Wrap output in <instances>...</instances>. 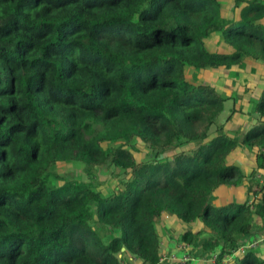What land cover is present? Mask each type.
Instances as JSON below:
<instances>
[{"label": "trees", "instance_id": "16d2710c", "mask_svg": "<svg viewBox=\"0 0 264 264\" xmlns=\"http://www.w3.org/2000/svg\"><path fill=\"white\" fill-rule=\"evenodd\" d=\"M230 3L226 19L220 0H0V264H178L162 255L165 216L200 227L178 239L191 261L264 264L247 248L264 185L214 204L264 173V88L247 115L198 80L264 65V0ZM237 114L253 126L228 131ZM239 147L249 174L229 161Z\"/></svg>", "mask_w": 264, "mask_h": 264}, {"label": "rangeland", "instance_id": "374dc122", "mask_svg": "<svg viewBox=\"0 0 264 264\" xmlns=\"http://www.w3.org/2000/svg\"><path fill=\"white\" fill-rule=\"evenodd\" d=\"M220 3H221V9H222L223 17L224 18H226V19L233 18V17H235L236 13H238V9L237 8H234V6L231 5L230 0H220ZM214 37H215V35H212L207 41H205L206 45L212 50V52H215L217 50H221V52H226V47L223 44H218V39L217 38H214ZM247 62H249V61H247ZM253 63H254V65L248 64V65H246L245 69H243V70L240 69V71H243V73L246 74L247 73V69L249 70L252 66L254 67L255 65H257V63H255V62H253ZM263 67H264V65H262V68ZM229 72L232 73V75H233L232 77L230 76V73ZM234 72H236V70L225 71L224 73L220 74L217 78L218 79H221V80L218 81V82H216V83H214V84H216L214 86H217V88L219 89L220 92H225V94H227V95H230V92H232V89L233 88H231V85H234V80H237V82H238L239 79H240L237 88L241 91V94L243 93V90L246 91L245 92L246 94H249L250 93L251 88L249 87V85L251 83H252L253 86L254 85H257L256 86V89L258 88V85L259 84L257 82H255L254 76H252L251 74H247L250 78H252V80H249L248 78H245L244 77L243 73H240V75H243V76H239L238 75L239 77H235L236 74ZM259 74H256L255 75V78H258L260 76ZM188 79L190 80L191 78L188 77ZM262 87H263V85H260L259 89H261ZM243 95H244V98H246V95L245 94H243ZM257 95L258 94L256 93V95L254 97H257ZM228 106H229V104L227 106L225 105V111L219 117L218 121L224 120L225 116L228 114ZM243 107L245 109H248L247 104H244ZM250 110H251L250 108L247 110V112H246L247 115H248V113L251 112ZM251 114L252 113H250V115ZM241 117L242 118H241L240 121H237L234 125H233V123H230L228 125V127L234 126V127L237 128V129H235V131L236 132H239V131L245 130L246 127H248L249 125L254 124V121L251 120L250 117L244 116V115L241 116ZM141 145L142 144H139L140 149H142V146ZM141 157H142V154L141 153L136 154V159L138 161L141 159ZM104 173L105 172H103V174H100V175L104 176V179H109L110 175H107V174H104ZM66 174L69 175V176H72V177L84 179V176H81V173H79L76 170H73L70 166L67 167ZM258 182L260 183V185H264V173L258 174L254 180H252L250 183H247L249 186L245 187L243 185V187H241L240 192L243 193V191L244 192L246 191V193H245V195H240L239 194L240 195V198L236 197L237 192H239V191H237L236 188L233 185L225 186L224 187V190H226L229 193V195L232 194L230 196L233 197L234 201H238V203H242L245 200H247V199H244V197H243V196L246 197V195L247 196L249 195L247 201L253 200V198L256 196L255 193L257 191H259L260 188L262 187V186L259 185ZM257 183H258V185H257ZM107 188H108L107 187V184L104 183L102 185V190L104 192H106L107 191ZM246 188H248V190H249V188H251V189L248 191ZM256 188H258V189H256ZM250 191H252L251 192V195L249 194ZM223 196L225 197V195H223ZM216 198H217V196L215 194L214 203H216ZM163 223H165V227L164 228L163 227H160L159 228V232H160V236H161V241H162V249H161V251H162V255L163 256L164 255H167V253L173 254L172 252L174 250V247L176 248L177 245L179 244L178 243L179 237L189 227L194 232L195 231H198L200 229V227L199 226H196V224L195 225L186 226V225H182V224H180L178 222L171 221L170 218L169 219L168 218L167 219H164V222ZM256 226H257L258 229H260V228L263 227V226H260V224H257ZM261 234L262 233H260V236L259 237H261L263 235V234L262 235ZM208 236H209L208 233L205 231L199 237L200 238H206ZM263 245L264 244H262V248L264 247ZM261 253H262V256H264V252H261ZM191 257H192L193 261H191L190 263L188 262L189 264H206V262L203 259H196V258L193 257L192 254H191ZM226 259L227 258H225V261L227 262ZM170 262H172V263H178L179 261H171L170 260ZM125 264H127V263H125Z\"/></svg>", "mask_w": 264, "mask_h": 264}, {"label": "crops", "instance_id": "0c3cea01", "mask_svg": "<svg viewBox=\"0 0 264 264\" xmlns=\"http://www.w3.org/2000/svg\"><path fill=\"white\" fill-rule=\"evenodd\" d=\"M245 64L246 65H248V64L254 65V63L252 61H249V62L245 61ZM241 70H243V69H241ZM224 72H225L224 70L223 71H217V70H215V71H205L204 73H202V74H200L198 76V80H199V82H202V81L205 82L206 81V82L211 83L212 85H216L214 83H216V82H218V81L221 80V79H218L217 77L220 74L224 73ZM240 73H243V71H240V69H238L236 71V74L239 75V76H243L244 75V77L245 78H248L249 80H252V78H250L247 74H251L252 76H254L255 82H257L259 84L258 85V88L256 89V86L257 85H254L253 86L252 83H251L249 85V87L251 88L250 93L249 94H246V93H244V90H243V93L241 94V91L237 88L238 87V84H239V81H240V79H239L238 82L237 81H234V85L235 86L234 85H231V88H233V89H232V92H230V95H227V94L226 95L227 96H231L232 94H235L236 95V104L238 106L239 105H242L243 106L244 104H247L248 109L250 108L252 110V106H251L252 104H250V101L257 100L260 97L261 92H262V90L264 88V67L262 68V65H260V64L257 63V65H255L254 67L252 66L249 70L247 69V73L246 74L243 73V75H240ZM256 74H259L260 76L258 78H255V75ZM260 85H263V87L261 89H259ZM256 93L258 95H257V97H254L256 95ZM243 94L246 95V98H244V95ZM248 109H245L243 107V110L245 112H247ZM241 116H243V115H240V114H237V116L235 115V118L232 120L233 122H231V123H233V125H234L237 121H240L241 118H242ZM251 126H253V124L252 125H249L248 127H246V129L244 131H246L249 128H251ZM226 129L228 131L235 132V129H237V128L234 127V126H230V127L227 126ZM229 161H230V163H235V164L239 165L240 168H241V170L245 174H249L250 171L255 167L254 157H253V151L251 149H248V148H245V147H239V148H237L231 154V156L229 157ZM248 183H250V182H248ZM244 186L247 187L249 185L246 183ZM224 187L220 188L215 193L216 196H217V198H216V203H214V204L216 206H221V205H224V204H227V203H232V202L238 203V201H234L233 197L230 196L232 194L229 195V193L226 190H224ZM246 189L248 190V188H246ZM236 190L239 191V192H237V195H236V197H238V198H240V195H245V193H246V191L245 192L243 191V193H241L240 192L241 188H236ZM223 195H225V197ZM248 196L246 195V197L245 196H243V197H244V199H247L248 200ZM214 198H215V195H214ZM247 200H245V201H247ZM247 202L251 203V200H249ZM167 218H168L167 216L164 217V219H167ZM163 222H164V220H163ZM259 248L261 249V252H264V247L262 248V244L259 246ZM176 250H178V246L176 248L174 247V250H173L172 253L175 254V251ZM167 254H169V253H167ZM178 255H181V253H178ZM208 263H211V262H208Z\"/></svg>", "mask_w": 264, "mask_h": 264}, {"label": "built area", "instance_id": "2783aa9c", "mask_svg": "<svg viewBox=\"0 0 264 264\" xmlns=\"http://www.w3.org/2000/svg\"><path fill=\"white\" fill-rule=\"evenodd\" d=\"M261 154L264 157V148L261 149ZM261 244H264V234L261 237H259L258 239H255V241L251 242L247 246V248H255V247H258V245H261ZM244 248H246V247L242 246L241 250H243ZM178 250H179V252H181L180 256H177L176 254H173L170 257H168L167 259L171 260V261H179L181 264H186L189 261H191V258L188 255V251L190 250L189 245H186V244L179 245L178 246ZM215 260H216L215 257H213L210 260V262L213 263ZM164 261H165V257H162L160 259V262H164ZM179 262H178V264H180Z\"/></svg>", "mask_w": 264, "mask_h": 264}, {"label": "water", "instance_id": "95a60500", "mask_svg": "<svg viewBox=\"0 0 264 264\" xmlns=\"http://www.w3.org/2000/svg\"><path fill=\"white\" fill-rule=\"evenodd\" d=\"M122 251H124V249H122Z\"/></svg>", "mask_w": 264, "mask_h": 264}]
</instances>
